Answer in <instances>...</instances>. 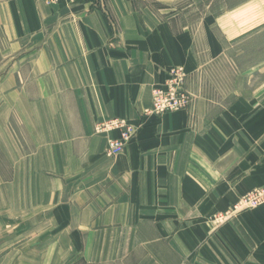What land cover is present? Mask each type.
I'll return each mask as SVG.
<instances>
[{"label":"crops","instance_id":"crops-1","mask_svg":"<svg viewBox=\"0 0 264 264\" xmlns=\"http://www.w3.org/2000/svg\"><path fill=\"white\" fill-rule=\"evenodd\" d=\"M180 1L0 0V182L52 235L41 263L264 264V204L233 209L264 187V0H187L194 24ZM173 67L191 105L143 115ZM113 118L140 127L109 158Z\"/></svg>","mask_w":264,"mask_h":264},{"label":"rangeland","instance_id":"rangeland-1","mask_svg":"<svg viewBox=\"0 0 264 264\" xmlns=\"http://www.w3.org/2000/svg\"><path fill=\"white\" fill-rule=\"evenodd\" d=\"M101 1L102 0H96L99 6L101 5ZM228 2L230 3L231 0H217V3H221V5H217L215 7L211 6L210 9L211 11H214V10H221L227 8L229 6ZM151 8L156 12V10L162 7L156 5V6H151ZM168 8L172 9L171 12L173 14L179 13L182 19H184L183 23L186 24L197 23L196 20L197 18H199V15L201 14L198 10V7L189 5L187 0L174 2L173 5ZM203 8L205 9L206 7ZM6 43L7 40L5 38V29L1 27L0 28V77L4 75L5 72ZM173 68H182V67H173ZM0 104H1V100H0ZM8 172H10L9 166L6 165V163L0 157L1 176H3L4 178L7 177ZM25 187L26 184L24 185L20 182L17 184H12V182L10 183L0 182V191L3 190L2 192H0V264H69L64 262L57 263L56 261H48L46 263L40 262V257H42L44 250H47L48 248L51 247L49 244L52 243L51 240L52 235L49 236L50 234L47 231V235L44 236L43 230L42 231L38 230L39 215L37 213V208L35 207L31 208L33 210H30L29 214H22L21 212L17 211L20 207L18 208L13 202V200L19 201L20 196L16 195L15 197V193L16 194L20 193L22 189H24ZM10 193H13L12 196H10ZM12 206H14V208ZM9 208L11 209L9 210ZM34 210L36 211L35 213L33 212ZM46 252L48 253V251ZM143 258H145L144 255ZM146 264H152V263L146 262Z\"/></svg>","mask_w":264,"mask_h":264},{"label":"built area","instance_id":"built-area-1","mask_svg":"<svg viewBox=\"0 0 264 264\" xmlns=\"http://www.w3.org/2000/svg\"><path fill=\"white\" fill-rule=\"evenodd\" d=\"M47 6L55 5L60 0H41ZM167 79L163 84L152 89L151 105L144 110L145 116H159L163 113L175 112L187 109L192 103V96L185 90L186 74L182 68H172L167 72ZM139 124L127 122V120L113 118L98 122L95 125V133L105 134V154L109 158L120 155L139 130ZM117 132V137L110 134ZM264 204V187L249 191L241 196L233 207L234 210L252 209Z\"/></svg>","mask_w":264,"mask_h":264},{"label":"bare ground","instance_id":"bare-ground-1","mask_svg":"<svg viewBox=\"0 0 264 264\" xmlns=\"http://www.w3.org/2000/svg\"><path fill=\"white\" fill-rule=\"evenodd\" d=\"M261 205H263V204H261Z\"/></svg>","mask_w":264,"mask_h":264}]
</instances>
